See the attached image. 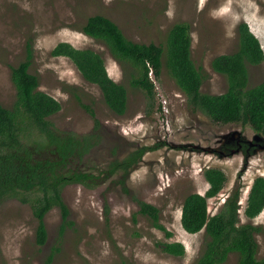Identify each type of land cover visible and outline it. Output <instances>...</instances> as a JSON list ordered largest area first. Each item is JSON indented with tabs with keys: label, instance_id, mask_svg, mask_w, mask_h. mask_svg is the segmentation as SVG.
<instances>
[{
	"label": "rangeland",
	"instance_id": "rangeland-1",
	"mask_svg": "<svg viewBox=\"0 0 264 264\" xmlns=\"http://www.w3.org/2000/svg\"><path fill=\"white\" fill-rule=\"evenodd\" d=\"M102 14L115 21L137 43L164 45L171 28L188 23L192 57L204 75L203 93L220 95L228 79L216 72L213 60L239 48V25L249 24L264 49V0H0V102L11 108L16 100L12 67L25 60L32 46L30 72L38 76L39 90L56 98L62 109L50 121L60 131L85 135L93 131L92 108L101 122V142L85 160L70 169H104L110 161L143 149L142 162L131 173L127 194L113 179L95 187L69 185L63 191L71 224L61 233L59 208L46 216L48 242H36L38 220L30 204L10 199L0 206V264H195L207 242L203 229L188 233L182 225L185 198L206 194L210 184L205 170L222 169L229 181L209 201L211 215L219 212L228 195L241 188V219L261 227L256 237L259 258H264V211L255 219L245 216L254 180L264 177V135L237 124H217L203 112L188 107L187 95L164 66L152 76L155 96L131 85V70L122 65L100 41L82 28L88 18ZM62 42L91 48L105 59L110 76L128 90L123 116L106 104L101 89L89 83L67 57H54ZM264 82V63L249 64V87ZM252 142V143H251ZM161 210V223L173 236L153 226L140 214L138 203ZM181 242L185 256L165 253L159 246ZM54 255L52 263L49 257ZM237 253L224 264H238Z\"/></svg>",
	"mask_w": 264,
	"mask_h": 264
},
{
	"label": "trees",
	"instance_id": "trees-1",
	"mask_svg": "<svg viewBox=\"0 0 264 264\" xmlns=\"http://www.w3.org/2000/svg\"><path fill=\"white\" fill-rule=\"evenodd\" d=\"M239 48L232 54L213 60V69L228 79L227 92L220 95L203 93L204 75L192 57V35L188 23H177L169 31L164 45L137 43L130 40L121 27L105 15L90 16L82 31L103 42L113 57L131 70V85L142 89L148 97L155 96L152 76L159 78L166 66L179 88L187 95L188 107L203 112L217 124H237L251 127L264 135V82L249 87V64L264 63V49L260 39L246 22L239 25ZM54 57L69 58L83 77L97 85L107 106L123 116L128 109V90L109 74L102 54L91 48H76L69 42L58 44ZM33 62L32 46L24 61L12 67V81L16 100L11 108L0 102V206L17 199L30 204L38 220L36 242L45 246L49 235L46 216L59 208L62 229L71 224L70 209L63 191L69 185L95 187L108 179L128 189L131 173L142 162L145 150L139 149L123 159L110 161L104 169H70L73 161L85 160L91 150L100 144L101 122L96 112L86 107L94 119V129L85 135L60 131L50 117L61 109V103L50 94L39 90L37 75L30 72ZM205 177L210 188L206 194L192 193L185 198L182 211L183 228L191 234L207 233V242L195 264H224L230 254L237 253L238 264H264L259 258L256 235L261 227L243 223L241 219V188H235L222 204L219 212L211 215L210 199L217 197L229 181L219 168H208ZM139 205L140 214L149 218L153 226L164 231L168 238L173 233L161 223V210L146 201L131 196ZM264 211V177L258 176L248 195L245 216L255 219ZM170 255L185 256L181 242L159 244ZM54 255L49 257L52 263Z\"/></svg>",
	"mask_w": 264,
	"mask_h": 264
},
{
	"label": "water",
	"instance_id": "water-1",
	"mask_svg": "<svg viewBox=\"0 0 264 264\" xmlns=\"http://www.w3.org/2000/svg\"><path fill=\"white\" fill-rule=\"evenodd\" d=\"M256 142H259V141H261L262 140V137H260L258 134H256ZM252 143V142H251Z\"/></svg>",
	"mask_w": 264,
	"mask_h": 264
},
{
	"label": "flooded vegetation",
	"instance_id": "flooded-vegetation-1",
	"mask_svg": "<svg viewBox=\"0 0 264 264\" xmlns=\"http://www.w3.org/2000/svg\"><path fill=\"white\" fill-rule=\"evenodd\" d=\"M258 135H259V134H258ZM259 142H260V141H259ZM259 142H254V143H252V144L260 146L261 143H259Z\"/></svg>",
	"mask_w": 264,
	"mask_h": 264
},
{
	"label": "clouds",
	"instance_id": "clouds-1",
	"mask_svg": "<svg viewBox=\"0 0 264 264\" xmlns=\"http://www.w3.org/2000/svg\"><path fill=\"white\" fill-rule=\"evenodd\" d=\"M252 188V187H251Z\"/></svg>",
	"mask_w": 264,
	"mask_h": 264
}]
</instances>
